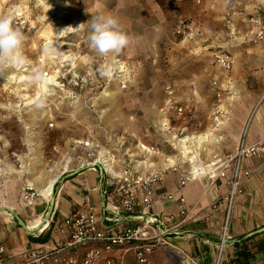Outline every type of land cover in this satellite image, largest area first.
Here are the masks:
<instances>
[{"label": "rangeland", "instance_id": "374dc122", "mask_svg": "<svg viewBox=\"0 0 264 264\" xmlns=\"http://www.w3.org/2000/svg\"><path fill=\"white\" fill-rule=\"evenodd\" d=\"M152 5V0H0V15L11 13L26 37L23 63L0 75V189L6 194L28 207L39 197L49 200L54 191L49 198L39 196L31 183L42 172L47 180L67 159L61 174L91 167L83 161H92L99 150L114 173L129 167L140 175L164 163L178 166L181 159L193 168V156L200 163L216 149L190 141L207 133L204 124L212 116L205 109L218 97L202 78L181 82L177 56L184 22L173 25L171 34L161 26L156 35ZM98 15L116 18L129 36L119 54L101 56L90 47V20ZM252 50L238 55L243 73ZM210 59L215 66L213 54ZM190 65L200 75L197 64ZM105 70L111 75H102ZM42 77L53 83L45 92ZM179 139L186 142L178 144ZM25 187L34 194L29 205L21 197Z\"/></svg>", "mask_w": 264, "mask_h": 264}, {"label": "crops", "instance_id": "0c3cea01", "mask_svg": "<svg viewBox=\"0 0 264 264\" xmlns=\"http://www.w3.org/2000/svg\"><path fill=\"white\" fill-rule=\"evenodd\" d=\"M153 3L156 35L162 34L161 26L169 28L171 34L173 25L184 22V34L179 42L182 48L177 56L181 82L188 85L194 78H202L203 82L210 83L211 95L218 97L217 103L213 102L212 107L205 109V114L212 116L211 122L204 124L207 133L197 137H201L199 142L216 149L199 161L200 166L223 159L233 152L240 140L246 144L255 143L264 132V48L259 43L250 44L248 34L254 27L252 19L258 18L264 23V0H152ZM165 45L170 46L168 42ZM249 47L253 48V56L251 54L250 59L246 57L251 62L245 64L243 73L239 69L238 55L247 52ZM220 52L231 58L232 65L227 71L217 64L213 66L210 59L212 54ZM169 58L173 59V55ZM192 62L197 64L200 75L193 74ZM232 84L236 88L233 93ZM93 160H85L83 164ZM177 163L179 171L175 172L165 163L161 168H151L150 171H163L162 182L150 193L154 201L148 208L134 206L130 211L119 205L116 187L100 167H84L76 172L71 170L61 174L64 168H68V159L47 180H42V172L31 183L38 191L50 178L59 176L53 195L54 206L48 217V199L39 197L28 207L16 195L6 194L0 189V207L4 208L0 209V248L3 249L0 264H13L24 252L39 245L46 248L57 246L64 238L57 231L56 223L84 205L93 207L99 226L111 231L141 225L150 215L161 220L164 227L180 223L165 235L171 247L157 249L147 256L145 263L136 260L132 244L116 248L108 254L116 262L181 264L184 261L188 264L192 261L195 264H210L223 225L226 203L221 201L208 218L206 209L228 192L231 165L225 177L213 183L204 174L178 188L179 176L186 175L193 168L185 166L186 161L182 159ZM242 168L250 171V176L242 180L240 190L233 199L228 223L230 240L224 254L226 260L236 256V243L264 227V161L249 158L244 160ZM164 195H171L172 199L163 198ZM178 197L183 199L182 203L177 200ZM181 210L185 216L180 214ZM16 216L26 228L18 224ZM35 219L37 224L34 228H28V222ZM152 226L157 228L155 223ZM71 254L79 260L83 249ZM248 264H264V255H258Z\"/></svg>", "mask_w": 264, "mask_h": 264}, {"label": "built area", "instance_id": "2783aa9c", "mask_svg": "<svg viewBox=\"0 0 264 264\" xmlns=\"http://www.w3.org/2000/svg\"><path fill=\"white\" fill-rule=\"evenodd\" d=\"M252 23L254 27L249 31V40L261 44L264 48V23L258 18L252 19ZM180 30L183 32V28ZM180 30L178 31L180 32ZM213 60L222 70L227 71L231 68V58L223 52L213 54ZM249 158H261L264 161V132L255 143L246 144L240 140L233 152L227 154L223 159L204 165L203 172L191 169L186 175L179 176L178 188L204 174L208 176L210 183H213L218 178L225 177L231 165L228 192L221 198L215 199L206 209V218H208L221 201L226 203L223 225L210 264L226 262L225 248L230 240L228 235L229 214L242 180L250 176V171L242 168L244 160ZM102 169L116 187V194L120 198L119 205L128 211L134 206L150 207L154 201L150 193L154 192L163 180V174L159 171L137 175L129 167L123 168L119 173H114L113 170L105 172L103 166ZM171 169L174 172L179 171L178 166H173ZM33 196L31 188L22 189L21 197L28 205L32 203ZM163 198L172 199V196L164 195ZM177 200L180 203L183 202L181 197H178ZM180 214L185 216L183 210L180 211ZM154 223L158 229L152 226ZM179 224L164 227L161 220L150 215L141 225L111 231L99 226L98 216L93 207L84 205L56 223L57 231L64 238L62 242L53 248L36 246L24 252L13 264H121L108 254L114 249L128 244L134 246L136 260L139 263H145L147 256L157 249L171 247L165 235L173 231ZM78 249H83V255L79 260L71 254ZM2 251L3 249L0 248V253ZM181 264H185L184 261ZM188 264L195 263L188 261Z\"/></svg>", "mask_w": 264, "mask_h": 264}, {"label": "clouds", "instance_id": "9594fccd", "mask_svg": "<svg viewBox=\"0 0 264 264\" xmlns=\"http://www.w3.org/2000/svg\"><path fill=\"white\" fill-rule=\"evenodd\" d=\"M82 25L77 28L69 26L62 32L79 30ZM25 39L21 28L15 26L14 16L11 13L0 15V75L8 66L23 63L21 49ZM88 40L90 47L101 56L119 54L130 43L129 36L123 31L118 20L104 15L94 16L90 20ZM101 74L111 75L107 70L102 71Z\"/></svg>", "mask_w": 264, "mask_h": 264}, {"label": "bare ground", "instance_id": "6f19581e", "mask_svg": "<svg viewBox=\"0 0 264 264\" xmlns=\"http://www.w3.org/2000/svg\"><path fill=\"white\" fill-rule=\"evenodd\" d=\"M47 85H53V83L51 82V78H40V83L39 86L41 88V92H45L46 91V86ZM201 138V137H200ZM200 138H198L197 140H189L191 143H194L195 141L197 142L198 140L200 141ZM186 139H179L177 141L178 144H182L185 143ZM85 145H89V143H86ZM194 146V145H193ZM190 153V151H189ZM194 156L191 158V163L193 164V170L194 171H200L203 172L204 168L200 166L199 163L194 162L193 161ZM93 162H96L98 164H100L101 166H103L105 172H112L110 163L108 162V158L106 157L105 153L101 150L98 151L97 153V157L94 158ZM93 162H89V163H85V164H91ZM66 168H64L65 170ZM62 173V172H61ZM52 176V175H51ZM58 176V175H57ZM57 176H54L52 178H50L46 184H44L41 188L38 189V195L39 196H43L46 198H49V196L51 195V185L54 182V180L57 178ZM37 179V178H36ZM37 190V188H36ZM37 224V219L32 220L30 222H28V228H32L33 226H35ZM34 228V227H33Z\"/></svg>", "mask_w": 264, "mask_h": 264}, {"label": "trees", "instance_id": "16d2710c", "mask_svg": "<svg viewBox=\"0 0 264 264\" xmlns=\"http://www.w3.org/2000/svg\"><path fill=\"white\" fill-rule=\"evenodd\" d=\"M257 238V241H254ZM238 251L235 257L226 260L224 264H248L258 255H264V231L253 234L235 244Z\"/></svg>", "mask_w": 264, "mask_h": 264}, {"label": "water", "instance_id": "95a60500", "mask_svg": "<svg viewBox=\"0 0 264 264\" xmlns=\"http://www.w3.org/2000/svg\"><path fill=\"white\" fill-rule=\"evenodd\" d=\"M89 165H91V167H95V166H97L98 164H97L96 162H93V163H91V164H89ZM82 168H84V167L81 166L80 168H78V169H76V170H74V171L76 172V171H78L79 169H82ZM58 179H59V176H58V177L54 180V182L52 183V185H51V193H53L55 183L58 181ZM48 205H49V210H48V212H47L46 217H48V216L50 215V213H51V211H52V208H53V206H54V196H50L49 201H48ZM15 218H16V220H17V222H18L19 225H21L23 228H26V225L24 224V222H23L18 216H16ZM262 231H264V227L259 228V229L255 230V231L249 233L246 237H249V236H251V235H253V234H256V233H260V232H262ZM232 242H233V241H232Z\"/></svg>", "mask_w": 264, "mask_h": 264}]
</instances>
